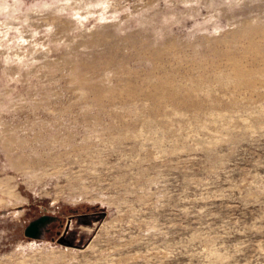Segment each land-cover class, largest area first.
Segmentation results:
<instances>
[{"label":"rangeland","instance_id":"obj_1","mask_svg":"<svg viewBox=\"0 0 264 264\" xmlns=\"http://www.w3.org/2000/svg\"><path fill=\"white\" fill-rule=\"evenodd\" d=\"M0 264H264V0H0Z\"/></svg>","mask_w":264,"mask_h":264},{"label":"water","instance_id":"obj_2","mask_svg":"<svg viewBox=\"0 0 264 264\" xmlns=\"http://www.w3.org/2000/svg\"><path fill=\"white\" fill-rule=\"evenodd\" d=\"M53 217L42 216L31 223L25 228L24 236L29 239H39L43 232V229L53 221Z\"/></svg>","mask_w":264,"mask_h":264}]
</instances>
